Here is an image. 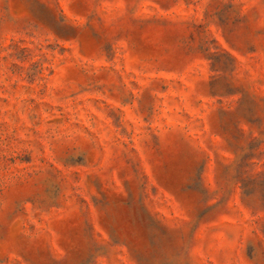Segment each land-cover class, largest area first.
<instances>
[{"label": "rangeland", "instance_id": "obj_1", "mask_svg": "<svg viewBox=\"0 0 264 264\" xmlns=\"http://www.w3.org/2000/svg\"><path fill=\"white\" fill-rule=\"evenodd\" d=\"M0 264H264V0H0Z\"/></svg>", "mask_w": 264, "mask_h": 264}]
</instances>
